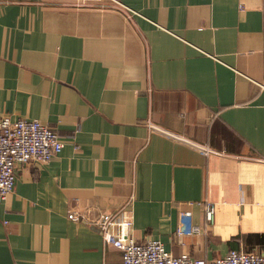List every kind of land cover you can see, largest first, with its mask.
Listing matches in <instances>:
<instances>
[{"label": "crops", "instance_id": "crops-1", "mask_svg": "<svg viewBox=\"0 0 264 264\" xmlns=\"http://www.w3.org/2000/svg\"><path fill=\"white\" fill-rule=\"evenodd\" d=\"M119 1L0 0V119L63 143L0 199V264H122V207L175 255L264 254L262 0Z\"/></svg>", "mask_w": 264, "mask_h": 264}, {"label": "built area", "instance_id": "built-area-1", "mask_svg": "<svg viewBox=\"0 0 264 264\" xmlns=\"http://www.w3.org/2000/svg\"><path fill=\"white\" fill-rule=\"evenodd\" d=\"M114 6L129 10L121 1L110 0ZM264 32V0H262ZM264 56V48H263ZM264 88V82L260 84ZM60 135L47 124L37 119H0V199H4L15 184L17 170L32 162H49L60 153L63 143ZM207 218L213 221L212 208L208 207ZM80 214L70 211L68 217L80 219ZM94 224L106 242L117 245L122 251V264H264V254L232 249L225 255L205 259L193 258L188 253L175 255L165 249L159 239L136 240L131 234L132 216L125 207L112 213H100ZM176 232L197 234L203 229L192 221L190 211L179 215Z\"/></svg>", "mask_w": 264, "mask_h": 264}]
</instances>
